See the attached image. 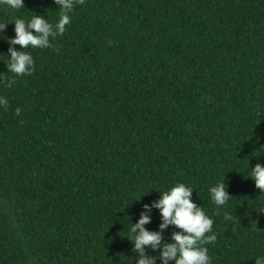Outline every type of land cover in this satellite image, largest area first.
I'll use <instances>...</instances> for the list:
<instances>
[{"label":"trees","instance_id":"obj_1","mask_svg":"<svg viewBox=\"0 0 264 264\" xmlns=\"http://www.w3.org/2000/svg\"><path fill=\"white\" fill-rule=\"evenodd\" d=\"M33 14L55 24L61 12L0 6V264H135L131 225L177 183L213 220L211 264L264 257L250 179L264 165V0H83L15 76L12 23ZM223 180L218 207L209 188Z\"/></svg>","mask_w":264,"mask_h":264},{"label":"clouds","instance_id":"obj_2","mask_svg":"<svg viewBox=\"0 0 264 264\" xmlns=\"http://www.w3.org/2000/svg\"><path fill=\"white\" fill-rule=\"evenodd\" d=\"M61 12L57 22L51 24L43 16L35 15L27 23L23 19H16L14 23L15 36L9 40L8 62L6 63L9 73L15 76L31 75L34 71V60L32 56L24 51L28 48H51L52 41L57 36H62L66 26L71 23V11L76 3H83V0H53ZM0 6L10 10H17L24 7V0H0ZM7 25H0L4 30ZM35 33V34H33ZM18 45L21 51L14 46ZM2 79V78H0ZM7 87L11 86L9 82ZM8 100L0 96V109H6ZM20 114V109L16 110ZM250 179L255 187L264 193V165L256 164L250 170ZM191 187L183 183H177L163 193L161 198L152 205H144V212L139 220L131 225L130 240L133 244V251L138 254L135 264H155V258L146 254L149 247L159 250L161 264H211L208 255V248L205 245L213 244L217 237L212 231L213 220L208 217L201 207L192 202ZM212 201L218 207L223 206L229 200L224 180L209 188ZM156 208L161 215L160 231L153 232L146 229L151 222V209ZM169 226H174L180 231L173 233V243H165L162 239V232ZM255 264H264V257L258 256Z\"/></svg>","mask_w":264,"mask_h":264}]
</instances>
